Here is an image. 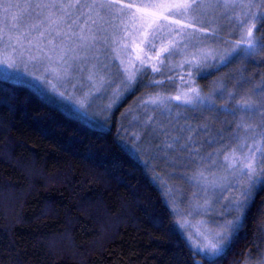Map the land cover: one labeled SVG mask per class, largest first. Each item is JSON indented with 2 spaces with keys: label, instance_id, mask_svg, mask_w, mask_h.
<instances>
[{
  "label": "trees",
  "instance_id": "1",
  "mask_svg": "<svg viewBox=\"0 0 264 264\" xmlns=\"http://www.w3.org/2000/svg\"><path fill=\"white\" fill-rule=\"evenodd\" d=\"M260 6L264 12V0ZM255 33L264 36L260 19ZM245 61L217 63L204 77L215 82L221 68L238 65L264 90V51ZM201 73L199 85L214 84ZM160 75L144 70L133 91L98 113L0 76V264H252L263 257L264 188L221 251L209 254L190 240L189 215L170 192L184 183L180 172L153 155L159 136L143 135L141 143L123 121L132 104L156 94L152 78Z\"/></svg>",
  "mask_w": 264,
  "mask_h": 264
},
{
  "label": "rangeland",
  "instance_id": "2",
  "mask_svg": "<svg viewBox=\"0 0 264 264\" xmlns=\"http://www.w3.org/2000/svg\"><path fill=\"white\" fill-rule=\"evenodd\" d=\"M28 2L29 0H0V35H2L0 76L26 82L41 95L55 98L69 108L98 113L103 107H106L105 110L109 108V103L114 99L113 89L126 75L125 68L132 72L140 68L143 61L144 67L137 76L146 69L153 74L159 72L161 74L159 77L152 78L153 83L158 85L156 94L132 104L123 113V121L128 123L132 128V135L141 143L144 140L143 135L159 136L160 143L157 150L152 148L151 151H154L153 155L161 158L162 166L170 163L174 171L180 172L178 177L184 182L180 184L182 187H171L169 191L177 202L182 200V206L189 215L186 217L190 218V223L185 217L183 220L185 228L192 232L189 238L196 248L213 254L214 252L206 246L214 242V233L219 230L217 224L227 219L233 212L235 215L238 214L229 202L239 195L238 189L245 180L244 175L239 171L242 167L241 153L249 149L248 147L237 149L235 159L230 157L229 160H225V154H230L239 143L252 145L254 139L257 141L261 139L259 135L253 137L251 132L238 125L259 124L261 114L264 113V108L259 107L260 103H264V90L255 79H249L245 74L243 79V76L239 75L238 65L236 70L231 71H224V67L221 68L223 71L215 82L209 77H204V81L208 84L214 83L209 87L199 85L196 79L199 71L202 73L209 71L217 63L223 62L220 61V55L239 40L241 32H246L253 23L248 19L237 26V18L249 11L260 12L261 0H235L234 6L227 11L200 9L204 22L194 25L196 32L190 38L188 33L192 32V28H186L183 37L179 32L181 26L188 24L187 19L178 15H170L167 20L161 18V25L166 26L160 33L163 38L154 40L152 45L142 43L145 28L138 27V21L136 27L130 24L128 28L114 33L108 24L98 21L93 25L91 19L86 23L85 18H81L78 26L73 27L77 36H71L70 33L71 39L64 45L68 48H76V52L68 53L69 56L78 53L81 57L80 60L72 62L73 67L68 74L62 71L56 60L57 54L50 51L51 45L48 41L53 37L47 32L42 38L39 37V32L35 31L27 37L28 40H32V55L37 54V48L43 50L40 59H29L27 55L21 54L19 48L13 52L8 37L10 34L15 37L17 33L14 30L10 33L9 29L16 23V18L30 24L39 11L32 9L29 12ZM31 2L34 3L35 0ZM151 2L157 0H117L119 4L133 5L132 11ZM249 3L252 5L250 9L247 7ZM8 4H19L20 7L5 11ZM241 4L245 7H241ZM76 15L79 13L77 12ZM130 15L131 13H128L123 19L127 20ZM115 23L118 24L120 21L117 20ZM101 27L106 28L107 31L97 32ZM169 29H172L170 33ZM62 30L66 28L62 26ZM125 31L128 33L127 36ZM93 34L106 36L107 43L100 39L92 47H78L81 44L79 35L89 37ZM254 35L257 37L255 32ZM114 39L116 43H112ZM174 39L177 44L172 54L161 53L157 58V52L160 51L157 50L158 46L162 45L161 48L168 46ZM54 43L60 44L61 39L57 38ZM22 45L24 48L29 47L26 40L22 41ZM45 53L52 56L53 60L49 61L45 58ZM204 53H208L207 59H203ZM259 54L260 48L251 54L241 49V55L234 60L238 63L245 60L248 61H245L246 63H251L250 61L256 59ZM9 64H12V67H9ZM93 65H96V70L101 74L107 73L105 83L95 85L100 91H96L94 82L88 79ZM176 65V72L164 75L170 67L174 68ZM156 67L160 68L158 71H153ZM53 68L56 71H53ZM113 79L115 83L111 82ZM148 84L150 81L145 80L144 86ZM191 88H196L200 96L204 97L203 103L198 100L185 103V96L190 94ZM177 95L181 97L180 100L174 99ZM245 98L257 102L253 112L243 110L237 104L238 100ZM153 100L156 101L155 104L151 102ZM142 101L148 103L144 104ZM148 117H152V120L146 124ZM255 130L260 131L259 128ZM245 137L247 139H244ZM183 173H189L186 174L185 180ZM230 207L232 211L228 212ZM222 213L224 215H221ZM262 261L264 255L252 264H260Z\"/></svg>",
  "mask_w": 264,
  "mask_h": 264
},
{
  "label": "snow or ice",
  "instance_id": "3",
  "mask_svg": "<svg viewBox=\"0 0 264 264\" xmlns=\"http://www.w3.org/2000/svg\"><path fill=\"white\" fill-rule=\"evenodd\" d=\"M234 3L235 0H157V2L147 3L142 7H137L135 11H132L133 5L119 4L117 0H35L34 3L29 0L27 3L29 12H31L32 9H39L35 14V19L29 24L22 21L20 18H16V23L12 25L9 32L11 33L14 30L17 35L13 37L10 34L8 40L12 46L13 52H16L19 48L22 55H27L31 60H38L41 58L43 50L37 48V54L32 55V40H28L27 37L35 31L39 32V37L42 38L47 32L48 35H52L53 37L52 40L48 41V44L51 45L50 51L57 54L56 60L59 62L62 71L68 74L73 67L72 62L80 60L81 57L78 53L69 56L68 53L76 52V48H68L64 45L71 39V36H77V33L73 31V27L78 26V21L81 18H85L86 23L88 19H91L93 25H96L98 21L103 24H108L112 27L114 33L121 29L128 28L130 24L136 27V22L138 21V27L145 28L144 40L142 43L146 42L147 45H152L154 40L163 38L160 33L166 26L161 25V18L167 20L170 15H178L187 19L188 24L186 26H181L179 32L183 37L185 29L192 28V32L188 33V37L190 38L195 35L196 32L194 25L204 22L200 9H223L227 11L234 6ZM251 6V3L247 5L249 9ZM13 7L18 8L20 5L8 4L5 7V11ZM241 7H245V5L241 4ZM77 12L79 15H76ZM128 13H131L128 19H123ZM165 13H167V15H165ZM73 16H75L74 19ZM248 19L253 21L252 25L247 28L246 32H241L239 40L225 49L224 53L220 55V61L231 62V60L241 55V49L246 50L248 54L253 53L257 48L264 51V36L258 38L254 35L256 29L255 21L260 19L264 22V12L249 11V13L237 18V26L242 25ZM117 20H119L120 23H115ZM62 26H64L66 30H62ZM25 29H27V31H25ZM104 31H107V29L102 27L97 29V32ZM171 31L172 29H169V33ZM81 32H83V27H81ZM127 35V31H125V36ZM57 38L61 39L60 44L54 43ZM0 39H2V35H0ZM78 39L81 41L78 47H92L100 39H103L105 43H107L108 40L106 36L100 37L96 34L89 37L79 35ZM23 40L27 41L29 45L28 48L23 47ZM112 43H116V40L114 39ZM176 44L177 41L175 39L170 41L168 46L162 47L160 51L157 52V58L160 57L161 53L172 54ZM207 55L208 53H204L203 59H207ZM44 57L49 61L53 60V57L46 53ZM9 67H12V64H9ZM101 67L103 68L105 66ZM143 67L144 62L141 61L140 68L132 72H129L126 68L124 69L126 75L123 76L120 83L113 89L114 99L109 103V108L121 102L126 93H130L134 90L138 83L137 74L141 72ZM92 69L93 70L89 72L88 79L94 82V87L96 83L103 85L107 73L101 74L99 70H96V65H93ZM52 70L56 71L55 68ZM153 71H158V69L153 68ZM206 75H208V73H201L202 77ZM111 82L115 83V80L113 79ZM108 86L110 87L111 84ZM95 90L100 91V88L95 87ZM189 93V95L185 96V103H192L193 100H198L201 103L204 102V97L200 96L196 88L189 89ZM174 99L180 100L181 97L177 95ZM151 102L153 104L156 103L155 100ZM142 103L147 104L148 102L142 101ZM237 104L241 109L248 112H253L257 107V102L253 101L251 98L238 100ZM259 107L264 108V103H260ZM241 119L243 120V117ZM151 120L152 117H148L145 123L147 124ZM238 126H242L246 131L251 132L253 137L259 135L261 139L259 141L254 139L252 145L239 143L230 154H225V160H229L230 157L235 159L237 149L244 147H248L249 149V151L241 153L242 167H240L239 171L244 175L245 180L241 182V186L238 189L239 195L236 196L235 200L229 202L231 206H234L238 214L235 215L233 219H224L221 223L217 224L219 230L214 233V242L206 246L214 253L221 251L222 246H227L230 243L239 227L238 222L246 216L248 207L254 200L257 189L264 188V113L261 114L259 124L243 123ZM257 128L260 129L259 132L255 130ZM244 139H247V137ZM168 147H172V145H168ZM227 211H232V207ZM221 215H224V213ZM260 264H264V261L260 262Z\"/></svg>",
  "mask_w": 264,
  "mask_h": 264
}]
</instances>
